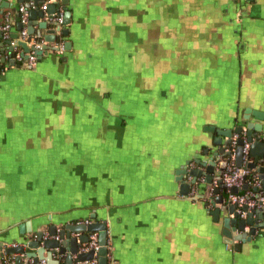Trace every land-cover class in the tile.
Listing matches in <instances>:
<instances>
[{
    "label": "crops",
    "instance_id": "0c3cea01",
    "mask_svg": "<svg viewBox=\"0 0 264 264\" xmlns=\"http://www.w3.org/2000/svg\"><path fill=\"white\" fill-rule=\"evenodd\" d=\"M67 1L52 7L70 13L58 51L34 67L10 66L0 39V241L94 215L116 264H264V228L237 251L225 245L203 189L180 195L175 174L211 145L206 127L241 125L246 109L262 113L249 122L264 135V0ZM5 2L0 22L16 34L26 1ZM117 102L111 131L104 107ZM84 116L104 118L103 130L80 134ZM80 149L103 157L80 168L93 182H76Z\"/></svg>",
    "mask_w": 264,
    "mask_h": 264
},
{
    "label": "water",
    "instance_id": "95a60500",
    "mask_svg": "<svg viewBox=\"0 0 264 264\" xmlns=\"http://www.w3.org/2000/svg\"><path fill=\"white\" fill-rule=\"evenodd\" d=\"M23 1L19 0V3ZM25 1V7L28 9L27 34L29 37L27 41H21L20 32L23 26L20 23L17 33H10L9 39L3 41L9 46L8 50L11 52L9 64L17 69H28L29 67L26 65H15L13 53L16 47L22 50V55L34 49L35 46L38 47L34 49L36 59H40V56L46 50L50 49L57 52L58 48L51 46L60 41V38L56 36V32L61 27H66L70 22V13L67 10L64 12L61 24L45 19L53 14L52 7L54 5L67 6V0H54L55 2L48 5L45 12L38 9L43 0ZM31 5L35 9H30ZM3 7L7 8L6 2L0 5L1 13L3 12ZM2 24L3 21L1 20L0 26ZM68 34V30H61L62 37H67ZM2 35L3 32L0 30V39ZM33 35H36L33 39L35 43L28 46ZM14 41L15 44L12 45ZM4 43L0 42V46ZM63 47L67 51L70 50L71 45L69 42H65ZM0 63L3 64L4 59H1ZM251 116L260 121L263 120L262 113L246 109L242 116L243 124L241 125L227 129H218L213 126L206 127L205 131L212 134L211 145L202 152L201 157L186 161L181 168L175 171L177 175L176 182L180 183V195L187 197L192 188L201 187L203 189L204 194L199 197L205 200L204 205L209 215L212 216L214 222L221 220L222 229L220 233L222 242L225 245L232 246L236 251L239 250L240 244L249 242L258 229L264 228V205L259 201L261 196L259 194L255 196L257 204L252 209L247 204L240 206L235 203L232 204L227 200V191L221 180V175L226 168L225 159L230 155L232 148V137L237 134L242 137L235 143V166L237 168L255 170L261 181L262 188H264V135L262 134L261 125L249 122ZM254 132H259L260 135L256 138ZM244 142L249 143L248 156L251 162L242 167ZM191 164H193V168L189 167ZM214 182H216V186H214ZM254 190L256 189L254 188ZM230 192L238 194V189L231 188ZM223 193L226 194L224 195ZM243 215L244 217H242ZM85 222L89 223L85 224ZM91 233H97L98 249L79 253V246L88 241V235ZM107 240L106 223L96 220L94 215L77 223L67 224L48 221L47 223L39 224L34 231L28 224H24L23 229L22 227L19 228L18 238H13L10 241L8 240V242L0 241V264H3L6 258L12 260L8 264H40L42 262L44 264H91L94 260V264H108V253L111 256V262L116 264L112 250L106 247Z\"/></svg>",
    "mask_w": 264,
    "mask_h": 264
},
{
    "label": "built area",
    "instance_id": "2783aa9c",
    "mask_svg": "<svg viewBox=\"0 0 264 264\" xmlns=\"http://www.w3.org/2000/svg\"><path fill=\"white\" fill-rule=\"evenodd\" d=\"M52 2H55L54 0H43L42 4L39 6V10L45 12L48 5ZM30 9H35L34 6H30ZM18 12V19L19 23L22 24L23 29L20 32V38L21 41L26 42L28 39V34H27V23H28V9L20 5L17 9ZM48 21L51 22H57L58 24L62 23L63 20V14L62 13H57L54 15H51L47 18ZM0 30L3 32L2 35V41H7L9 39V31H10V25H9V20L7 15L5 14L4 16V21L3 24L0 26ZM15 44V41L12 42V45ZM31 45L28 43V46ZM34 45V44H32ZM61 47V46H60ZM38 47H34V49H37ZM34 49H31L28 53H25L22 55V50L20 48H15L14 52V59L19 65H26L30 68L34 67L36 64V58L34 55ZM26 56V58H24ZM242 136H239L237 134L233 135L232 137V148L230 150V155L226 157V168L224 172L221 175V180L222 184L225 186L227 194V200L230 203H235L238 206L247 204L250 209L254 208L257 204V201L255 200V196L251 192L247 193H241L239 194V191H241L242 187L246 185L248 182L247 179L252 176V182L251 185L255 189H258L261 187V182L258 180V178L252 174L251 170L248 169H242V168H237L235 166V157H234V148H235V143L236 141L241 138ZM248 149H249V143L244 142L243 146V154H242V167H245L249 162H251V159L248 156ZM214 186H216V182H214ZM231 188L238 189V194H232L230 192ZM248 198V199H247ZM262 205H264V197L261 196L259 199ZM89 222H85V224H88ZM98 243H97V233H91L88 235V241L84 244H81L79 246V253H85L89 250H94L96 251L98 249ZM106 247L107 249L110 248V241H106ZM107 259H108V264H113L111 262V256L108 253L107 254ZM95 260L91 262V264H94ZM41 264H44L43 262Z\"/></svg>",
    "mask_w": 264,
    "mask_h": 264
},
{
    "label": "rangeland",
    "instance_id": "374dc122",
    "mask_svg": "<svg viewBox=\"0 0 264 264\" xmlns=\"http://www.w3.org/2000/svg\"><path fill=\"white\" fill-rule=\"evenodd\" d=\"M116 97H118V96H116ZM118 98H113V99L118 100ZM116 104L119 106V103L117 102L115 104H111V106H109V107H107V106L104 107L105 109L110 110V113H112V114H110L109 117L106 118L107 120L108 119L110 121L112 120V126L113 127L111 126V128H110L111 131H113L116 127H118L117 122H118V118H119V115H120V112H118V111H120V109H119V107L114 106ZM125 114H127V113H125ZM103 121H105L104 118H101V117L100 118H97L96 116L94 118V122L93 121L90 122L89 121V118L86 119L85 116H84L83 119L80 118L79 121H78V123H77V125L79 124L78 127H80V134L82 133V131H88L89 132V131H92L93 129L95 131H98L99 129L100 130H103V126H102L103 125V123H102ZM104 124H105V130H108V124L107 123H104ZM86 125H87V129H86ZM83 150L84 149H80L79 154L76 156V158L78 160V163H79V169L80 168H83V165L86 168H87V166L89 167V165L91 166V164H92V162H91L92 161V158H95L96 160H98L100 158H103L102 155H100V154H93V153L92 154H88V156H87L86 154H84L85 151H83ZM69 157H71V156H69ZM105 181L106 180H104V179H102L100 177L99 182H105ZM76 182H93V181H92V179L90 177H88V174H86V170H85V172L84 171L82 172V169H80L79 178H78V181H76Z\"/></svg>",
    "mask_w": 264,
    "mask_h": 264
},
{
    "label": "trees",
    "instance_id": "16d2710c",
    "mask_svg": "<svg viewBox=\"0 0 264 264\" xmlns=\"http://www.w3.org/2000/svg\"><path fill=\"white\" fill-rule=\"evenodd\" d=\"M246 182H248V183H247L246 185H244V186H245V190L242 191L243 193L251 192V193L254 194V196H256L257 194H261L259 189L254 190L253 185H251V182H252V176H250V177L247 179ZM239 194H241V192H239Z\"/></svg>",
    "mask_w": 264,
    "mask_h": 264
}]
</instances>
